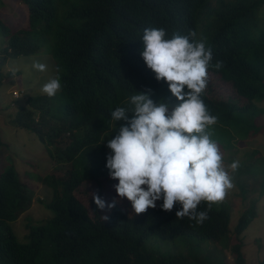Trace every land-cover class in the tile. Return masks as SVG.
<instances>
[{
    "label": "trees",
    "instance_id": "obj_1",
    "mask_svg": "<svg viewBox=\"0 0 264 264\" xmlns=\"http://www.w3.org/2000/svg\"><path fill=\"white\" fill-rule=\"evenodd\" d=\"M0 39V84L6 61L44 45L50 50L55 96L24 97L7 123L51 146L53 154L46 150L62 168L36 178L50 189L41 206L51 217L27 221L20 242L11 227L31 189L11 166L2 167L8 160L0 162V264H224L214 255L161 256L140 246L148 237L228 246L230 235L231 264H246L239 237L252 212H242L227 234L228 210L216 211L200 197L213 157L197 155L209 122L235 127L242 124L235 113L264 100V0H0ZM206 73L229 84L233 96H216ZM49 96L54 116L45 107ZM173 106L196 111L190 142L198 150L181 161L147 132L141 145H156L166 173L174 176L169 197L145 205L148 214L131 216L114 204L101 209L95 201L80 202L74 191L82 182L101 192L104 179L122 172L101 143L111 120L134 122L136 112ZM57 140L68 142L58 148ZM1 145L0 152L6 148Z\"/></svg>",
    "mask_w": 264,
    "mask_h": 264
},
{
    "label": "rangeland",
    "instance_id": "obj_2",
    "mask_svg": "<svg viewBox=\"0 0 264 264\" xmlns=\"http://www.w3.org/2000/svg\"><path fill=\"white\" fill-rule=\"evenodd\" d=\"M4 11L12 12L10 8ZM2 46L4 44L0 39V48ZM46 47H40L33 55L8 60L1 66L5 77L0 84V140L1 146L6 148L0 152V162L2 159L8 160L2 167L11 166L17 177L31 189L30 202L17 210L11 227L15 239L20 242L26 234L27 221L44 222L51 217V213L41 206L48 200L50 189L41 185L36 178L58 174L62 169L55 166L54 159L46 150L53 154L55 150L51 146H42L32 133L7 123L15 108L24 104V97L55 96V64L50 50L45 51ZM205 78L216 96H233L229 85L215 75L206 73ZM12 91L19 96L18 99L12 97ZM50 96L45 107L50 108L48 114L54 116L56 113L52 109L55 101L53 103ZM233 117L241 120L242 124L225 127L209 122L201 133L199 145L204 143L202 147L205 148L197 153V157L209 155L213 158L209 162L207 175L201 181L200 197L216 211L221 206L228 210V235L242 212H252L253 218L239 238L246 264H257L259 259L264 258V100L255 102L252 108L237 112ZM196 118V111L179 112L175 109L137 112L134 123L124 117H114L101 143L112 157L119 160L122 172L104 179L101 192L94 183L82 182L74 191L75 196L84 204L95 201L101 209L117 205L127 216L148 214L150 211L146 212L145 205L151 203L154 206L158 198L169 197L175 187V178L166 173L156 145L141 146L145 140L144 132L163 140L182 161L198 150V146L190 142L197 124ZM245 131L247 136L239 139L238 136ZM68 137L66 140L69 141ZM68 141L57 140V147L63 148ZM212 141L215 143L209 145ZM227 146L231 147L226 149ZM130 177H133L132 180ZM234 241L233 235H230L228 246L227 241L211 243L199 242L194 238L162 240L148 237L140 249L161 256L189 254L199 260L214 255V261L231 264L229 245Z\"/></svg>",
    "mask_w": 264,
    "mask_h": 264
},
{
    "label": "clouds",
    "instance_id": "obj_3",
    "mask_svg": "<svg viewBox=\"0 0 264 264\" xmlns=\"http://www.w3.org/2000/svg\"><path fill=\"white\" fill-rule=\"evenodd\" d=\"M212 75V74H211ZM222 81V80H221ZM222 82H224V81H222ZM207 84L208 83H210V82H206ZM225 83V82H224ZM229 85V84H228ZM11 94H12V97L14 98V99H18L19 98V96L14 92V91H12L11 92ZM136 103V102H135ZM16 109V108H15ZM168 109H175V110H177V111H179L178 109H176V107H166L165 109H155V110H145V111H140V112H147V111H165V110H168ZM179 112H188V111H179ZM137 113V112H136ZM135 118H136V114H135ZM133 121L134 122H136L135 121V119H133ZM133 122V123H134ZM26 132V131H25ZM26 133H30V132H26ZM67 135V134H66ZM35 137H36V135H34ZM37 138V137H36ZM160 139V138H159ZM38 140V139H37ZM39 141V140H38ZM40 142V141H39ZM43 146V145H42ZM105 148V147H104ZM107 151V150H106ZM109 154V153H108ZM114 158V157H113ZM114 159H116V158H114ZM116 160H118V159H116ZM119 161V160H118ZM119 173H121V172H119ZM116 175V174H115ZM132 178L133 177H130V179L132 180Z\"/></svg>",
    "mask_w": 264,
    "mask_h": 264
}]
</instances>
